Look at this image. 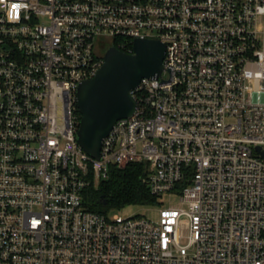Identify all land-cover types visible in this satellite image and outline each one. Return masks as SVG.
<instances>
[{
  "label": "built area",
  "instance_id": "built-area-1",
  "mask_svg": "<svg viewBox=\"0 0 264 264\" xmlns=\"http://www.w3.org/2000/svg\"><path fill=\"white\" fill-rule=\"evenodd\" d=\"M137 38L164 43V69L96 159L76 88ZM263 153L264 0H0V264H264ZM130 162L187 208L88 210Z\"/></svg>",
  "mask_w": 264,
  "mask_h": 264
},
{
  "label": "water",
  "instance_id": "water-1",
  "mask_svg": "<svg viewBox=\"0 0 264 264\" xmlns=\"http://www.w3.org/2000/svg\"><path fill=\"white\" fill-rule=\"evenodd\" d=\"M164 56V43L153 38L135 39L132 52L110 46L94 75L79 82L76 106L81 117L76 140L87 154L100 157L102 139L117 120L129 117L136 109L131 91L142 78L161 75Z\"/></svg>",
  "mask_w": 264,
  "mask_h": 264
},
{
  "label": "trees",
  "instance_id": "trees-1",
  "mask_svg": "<svg viewBox=\"0 0 264 264\" xmlns=\"http://www.w3.org/2000/svg\"><path fill=\"white\" fill-rule=\"evenodd\" d=\"M112 44L116 45L115 41ZM75 115L79 122L81 115L77 109ZM145 176L146 165L143 162H130L122 166L112 164L106 178L96 184L91 183L83 190L84 206L88 210L107 215L127 205L158 204V196L149 191Z\"/></svg>",
  "mask_w": 264,
  "mask_h": 264
},
{
  "label": "rangeland",
  "instance_id": "rangeland-1",
  "mask_svg": "<svg viewBox=\"0 0 264 264\" xmlns=\"http://www.w3.org/2000/svg\"><path fill=\"white\" fill-rule=\"evenodd\" d=\"M107 46L103 47V51H106ZM158 204L154 205H127L125 207L114 209L110 213L111 216L117 215L121 217H128V216H141L148 218L152 221L158 220V208L161 206H175L181 209H186V204L181 203L180 195L177 192H164L158 198ZM185 218V216H182ZM185 239H182V243H185Z\"/></svg>",
  "mask_w": 264,
  "mask_h": 264
}]
</instances>
